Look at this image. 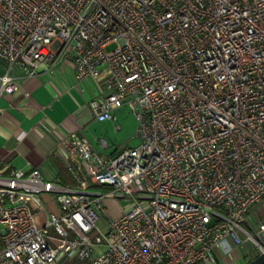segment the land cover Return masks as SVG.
<instances>
[{"label": "built area", "instance_id": "obj_1", "mask_svg": "<svg viewBox=\"0 0 264 264\" xmlns=\"http://www.w3.org/2000/svg\"><path fill=\"white\" fill-rule=\"evenodd\" d=\"M0 60V95L15 68L70 63L99 84L95 117L127 106L139 139L105 154L66 135L73 184L0 172V264H214L242 234L264 249L242 226L264 198V0H0Z\"/></svg>", "mask_w": 264, "mask_h": 264}, {"label": "crops", "instance_id": "obj_2", "mask_svg": "<svg viewBox=\"0 0 264 264\" xmlns=\"http://www.w3.org/2000/svg\"><path fill=\"white\" fill-rule=\"evenodd\" d=\"M4 65L0 60V74ZM14 73L18 89L0 95V172L36 166L45 179L73 184L59 142L66 135H84L95 149L105 153L95 144L98 134L92 135V126L98 124L100 129L110 125L124 106L114 111L115 119L98 120L90 106L91 99L99 94L97 80L88 76L76 80L72 65L66 61L52 71L24 74L15 68ZM261 221L264 198L249 210L242 223L264 246V231L258 230ZM242 237L239 244L230 239L215 243L211 251L214 264H243L259 254L260 247L247 240L245 234Z\"/></svg>", "mask_w": 264, "mask_h": 264}, {"label": "rangeland", "instance_id": "obj_3", "mask_svg": "<svg viewBox=\"0 0 264 264\" xmlns=\"http://www.w3.org/2000/svg\"><path fill=\"white\" fill-rule=\"evenodd\" d=\"M115 44H111L107 49H111ZM94 133L98 134L96 137L95 144L99 145L102 151L105 153L114 154L117 153L122 147L136 146L139 143V139L135 137L136 129V120L133 113L127 106H124V109L118 112L116 120L103 128L99 129L98 124L92 126ZM96 129V130H95ZM98 138H104L106 141V146H100L97 141ZM93 191L98 190L99 188H92ZM42 200L45 203L46 209L48 212H56L57 202L55 200L54 192H43L40 194ZM124 202L121 198H108L104 200L105 209L103 215H108L111 218L117 217L122 209ZM52 235H57L54 231L50 230ZM73 264H77L75 261Z\"/></svg>", "mask_w": 264, "mask_h": 264}, {"label": "water", "instance_id": "obj_4", "mask_svg": "<svg viewBox=\"0 0 264 264\" xmlns=\"http://www.w3.org/2000/svg\"><path fill=\"white\" fill-rule=\"evenodd\" d=\"M243 264H264V249Z\"/></svg>", "mask_w": 264, "mask_h": 264}]
</instances>
